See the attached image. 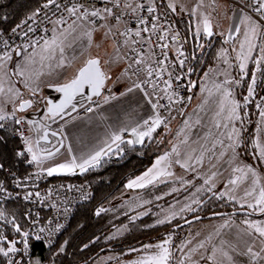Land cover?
Masks as SVG:
<instances>
[{
  "label": "rangeland",
  "instance_id": "1",
  "mask_svg": "<svg viewBox=\"0 0 264 264\" xmlns=\"http://www.w3.org/2000/svg\"><path fill=\"white\" fill-rule=\"evenodd\" d=\"M166 1L173 6H177L180 10L179 13L182 11L184 14H187L189 11L187 1L193 2L195 0ZM156 3V6H159L157 1ZM171 14H173V17L177 21L179 20V23L180 21L186 20V17H188L178 16L173 12ZM212 24L217 36H213L211 38L222 39L224 47L219 50L214 65L200 79L201 81L199 83L198 90L194 94L192 109L176 127L178 132L177 134L180 138L185 137L187 139L189 136H192L205 139L199 149L201 150L200 154L203 156L202 162L196 163V165L189 169V174H191L194 179L189 180L187 183L170 186L167 190L152 191L145 195L125 197L122 207L124 209V216H126L128 221L119 226L120 229L117 227L115 230L110 231L107 239H110L111 237L115 238L111 234H116V236L121 235V232L124 230L127 231L130 225L145 217L155 218L157 221L165 220L163 225H172V228L176 230L175 228L177 226L191 218L207 216L204 211H206L207 207L210 205H212V209L216 210L220 208L219 206L224 207L223 209L229 207L232 209V207H235L236 210L243 209L251 213L259 214L258 211H254L252 208L248 207V203H255L253 197H245V191H250L252 188L251 180L253 178L251 173L248 174L244 181H238L237 185H231L228 181L236 179L238 176L242 175V173L234 172V168L242 167L246 170L247 167H251L256 172V178L259 179L260 185H264V159L260 157V149L264 148V119L261 118L258 113L251 136V155H253V162L247 161L241 152V135L243 130L242 109L249 105V103L253 100L256 105L259 104V100L256 98L259 93L258 86L261 80V74L260 71L257 72L255 64L252 60H250L248 62V67L251 66L252 73L256 74V90L253 96L249 98L248 103H245L244 99L243 103H240L237 96H239L241 89H244V96L247 95V87L251 83V78L246 87L243 88L242 80L246 77V75L241 73L239 69L240 61L236 59L237 53L239 52V43H237L236 38L233 36L235 26H231L228 33V24H225L222 16H214ZM76 25L77 28L75 32L71 31V29L67 27L64 30L56 31L54 33L53 38H59L57 41L58 44L60 41H63L62 46L64 51L62 54L57 47L55 52L51 53V58H48L50 56V52L45 51V45H43L30 55H22L18 58L12 57V60L0 61V64H3V68H0V76H3L4 78L3 87L5 89L4 93H0V109H2L3 113L8 117L6 121H11L13 127L16 118H13V113L17 111L20 97L27 99L34 91L40 95L41 91L46 90L45 87L61 81L63 77L74 74L75 70L80 65L83 66L89 59H99L101 63L113 61L115 48L110 43L103 29L94 28L91 26L89 21L85 20L77 22ZM85 31H92L93 33V42L91 45L89 44L87 38L83 36V32ZM60 33H64V35L61 36ZM225 33H228L226 40L222 37ZM229 36H231L232 39H229ZM195 37L197 38V43H199L200 48L205 46V44H207L211 39L202 35H195ZM199 37L202 38L200 39ZM260 44L261 41L259 45ZM222 50H224L225 55H221ZM259 55L260 53L257 49L253 56L259 58ZM42 57H44V59H42ZM61 59L64 60V64L63 66H58ZM225 59H227V63L224 62ZM231 60H234V63ZM233 66H236L237 68H233ZM21 69H23L24 75L19 74ZM247 69L245 70L246 72ZM5 72L7 73V76H4ZM225 81H231V83H225ZM236 81H240V83L237 84ZM217 85H220L219 89L216 87ZM8 88H12L13 92L18 90L20 95L13 96V93H9L7 91ZM224 89H228L232 93L229 99H235L241 105V107L237 110L239 116L241 117L240 120L227 119L228 101L224 98ZM9 97H12V99L9 100ZM222 102L225 106L224 111L221 110ZM256 105L255 109L258 111L259 108H257ZM175 121L171 122L168 126L175 123ZM217 125H219V127ZM225 125H227V127H225ZM233 128H235L239 133V143L235 149V153L229 147V144H231L232 141L228 139V135L232 132ZM233 138L237 139L235 134H233ZM257 145H259V147ZM221 153H224V155L221 156ZM212 173H216L217 175L212 177ZM210 177L211 179L209 180V183L205 184L204 181ZM196 180H199L198 182H200V185H198ZM213 184L215 187H212ZM198 188L200 189L199 192H197ZM209 189L211 190L209 191ZM220 193H227V195H224L222 198H218ZM207 195L210 199L205 197ZM233 196H235V199L231 198ZM193 201H199V203H193ZM219 202L221 205H219ZM186 206H190L193 210H187ZM182 208L185 210L181 211ZM101 209H103V211H100ZM101 209L97 211L99 214L105 212L106 210L110 211V207ZM235 209L232 210L234 211ZM172 213H176V215L173 217ZM133 217H135V219H133ZM261 218V221H264V217ZM157 221L155 223L156 225H162L158 224ZM202 223L204 222L199 221L188 225V228L184 232L186 234V238L176 249L174 264H180L181 260H184L185 264H197L195 262V251H193V249H195L196 231ZM168 237H171L172 241L173 235H166L165 238ZM22 239L23 238L21 237L13 239L21 241V243L17 245L21 249H23ZM71 243L72 239L70 238L63 241L58 249H54V254L52 256L60 257V255L63 254L67 255V250L71 252L69 250V247H72ZM61 248H63V251L60 250ZM179 249L182 254L185 253V255L178 256L180 251ZM191 253L192 255L190 260L188 256ZM24 257L27 260L28 254ZM95 260L89 261L87 264H95ZM31 261L29 260V263ZM32 264L40 263L33 260ZM49 264L58 263L51 262Z\"/></svg>",
  "mask_w": 264,
  "mask_h": 264
},
{
  "label": "built area",
  "instance_id": "2",
  "mask_svg": "<svg viewBox=\"0 0 264 264\" xmlns=\"http://www.w3.org/2000/svg\"><path fill=\"white\" fill-rule=\"evenodd\" d=\"M216 1L226 3L234 10L244 15L252 16L254 20L264 25V21L260 19L259 14L253 10V7L247 6L248 0ZM46 2L47 0L43 1L34 13L23 18L10 30L0 31V56L8 52L12 57L16 58L15 53L17 51H20L21 56L30 55L45 45V41H50L56 31L66 29L74 20L76 23L82 21L77 20L76 16L68 13L65 7L83 5L84 7L80 9L77 15H81L85 8L89 11L99 9L102 15L105 7L112 8L115 16L120 18L118 24L114 17H108L106 20L90 17L89 21H95V23L90 24L94 28L103 29L105 32L111 28V33L107 37L114 48L121 53L128 78L133 86L136 83H140L141 88L139 90L143 89V91L141 90L142 92L148 93L147 97L151 104L157 105L154 109L153 118L159 113L163 121L156 128L157 131L167 127L187 108L193 89V82L190 77L191 71H188L190 69V55L177 20L170 12L159 9L154 0H119V7L114 6L115 0H57L60 5L59 8L52 5L44 8L43 5ZM126 4L131 5V7H125ZM138 4H142L143 7L133 12L132 8H135ZM150 6H154L156 9L151 15L147 12V8ZM37 10H39V14L34 15ZM29 17L33 18L29 19ZM141 17L146 19L148 23L141 24ZM57 19H62L63 22L55 24L54 22ZM153 24L156 25L155 31L152 28ZM18 25L19 27H17ZM101 25H105V27H101ZM144 28H147L148 31H142ZM13 29H16L15 32L12 31ZM136 31H141L140 37L134 35ZM165 31L167 35H165ZM124 32H129V35H121ZM177 34V39L173 40L172 37ZM162 36L164 37L163 39L160 38ZM125 40H129V44H125ZM131 40H136L138 43L131 44ZM149 40L151 41L150 43L148 42ZM263 43L264 36L261 37L262 46ZM165 44L168 45L167 48L164 47ZM132 48L137 49L154 69L161 72L160 77H157L155 72L151 77H148L146 73L135 72L137 67L143 66L133 63L135 59L140 57L131 50ZM177 49L184 52V56H179ZM181 59L185 60L183 66L179 64ZM160 60L164 61L162 65L155 63V61ZM129 64L132 65L131 68H129ZM146 79L149 83H143ZM165 80L170 81L172 84V87L168 89V94L172 95L171 101L166 98L167 94L161 91L165 87ZM153 84H155V88ZM111 95V90L104 88L100 98H93L89 102L83 101L74 113L79 111L81 115L89 114L97 109L101 101L104 100L103 97L107 96L110 99ZM259 104L264 107V93ZM89 107L93 111H87ZM259 113L260 108L258 109ZM19 118L22 117L17 116L15 120ZM31 135V128L26 119L23 118L19 125L14 122L12 136L20 144V147L16 149V154L19 159L25 160L24 165L28 170L25 172H21L18 169L11 171L8 173L7 181L0 182V213H3V218H0V222L3 223L5 220L4 211L7 204L21 205L23 207L22 218L25 225L22 231L30 233V242L50 248L59 241L60 237L69 228L77 209L90 202L93 197V190L87 181L78 179L87 172L84 174L80 170H76L73 176L58 177L49 176L47 170L35 167L31 154L27 152V144L25 143V139L29 141ZM122 137L127 138L128 133H124ZM29 193L32 195L28 196ZM36 193L40 195L36 196ZM26 196H28L27 199L25 198ZM41 228L45 230L43 233L40 232ZM12 229L15 232L13 226ZM57 229L59 230L57 231ZM36 235H40L42 239L36 240ZM18 237L20 238L21 236L18 234ZM4 260L7 262L8 257H4Z\"/></svg>",
  "mask_w": 264,
  "mask_h": 264
},
{
  "label": "trees",
  "instance_id": "3",
  "mask_svg": "<svg viewBox=\"0 0 264 264\" xmlns=\"http://www.w3.org/2000/svg\"><path fill=\"white\" fill-rule=\"evenodd\" d=\"M43 1L45 0H0V31H8L13 28L23 18L34 13ZM177 23L186 40L190 55V69L192 70L190 77L192 82L197 84L198 79L214 65L218 52L224 47V44L220 38H211L205 46L200 48L194 35L191 20L187 18L184 21H180V23L178 20ZM199 38L201 39L202 37ZM247 73L248 75L242 81L243 88L246 87L251 78V66L248 68ZM260 74L259 93L256 98L259 101L264 93V66L261 67ZM244 93V89H241L237 97L240 103H243ZM255 105L256 103L253 100L242 109L241 152L243 157L250 162H253L251 136L258 113ZM181 118L180 115L175 119L176 122ZM2 124L3 127H0V166H2L0 167V182L7 181L8 173L11 171L18 169L21 172H25L28 170L24 165L25 160L17 157L16 149L20 147V144L12 136L14 128L12 122L5 121ZM173 133V128L168 126L158 130L141 146L122 143L105 155L97 169L89 170L81 178H78L87 181L91 185L93 197L89 203L77 209L69 228L60 237L58 243L51 248H45L40 244L30 242L27 260L25 257L20 259L19 255L14 256L13 259L17 260L19 264H32L33 260L40 264H49L51 262L58 264H87L104 253L115 252L121 254L144 244L164 239L166 235H173L170 247L173 253L172 264H174L176 249L186 238L184 232L188 226L174 230L172 225H156L157 220L155 218L145 217L130 225L124 234L107 239L110 231L128 221L126 216H124L122 207L123 201H125L124 184L129 179L143 173L156 157L169 150L173 140ZM186 179L188 180L189 178ZM198 181L196 180V182ZM173 185L175 184L162 183L155 185L141 191L139 195H145L152 191L167 190ZM198 185H200V182H198ZM205 197L209 198L208 195ZM109 207L110 211L106 210L99 215L96 214L99 209ZM208 207L204 211L205 215L229 213L233 211L232 209H235V207L223 209L224 207L219 206L220 208L216 210L212 209V205ZM22 215L23 207L21 205L7 204L4 211L5 220L3 223L0 222V230L8 237V240L18 238V234L13 231V225L9 221L15 220L21 228H24ZM226 216L232 218L242 217L241 215ZM250 217L261 218L264 217V214H251ZM69 238L72 239V247H69L71 252L67 250V255L63 254L60 257H53L54 249H58L60 244ZM29 260L32 261L29 263ZM0 264H7L2 255H0Z\"/></svg>",
  "mask_w": 264,
  "mask_h": 264
},
{
  "label": "crops",
  "instance_id": "4",
  "mask_svg": "<svg viewBox=\"0 0 264 264\" xmlns=\"http://www.w3.org/2000/svg\"><path fill=\"white\" fill-rule=\"evenodd\" d=\"M156 1L159 5L157 7L161 10H171L173 13H175V15L177 14L178 16H188L186 18H189L192 22L194 35H196V28L201 23L203 16H208L211 23L214 16H222L225 24H228V33L231 26H235V29L238 27H244L240 24V20L246 15L234 10V8L230 7L229 5L223 2H219L216 0H195L193 2L187 1L189 11L187 14H184L182 11L179 13L180 10L175 5V11H173L172 8H169V3L166 0H154V3L157 5ZM194 8L196 9L195 15H193L192 13V10ZM213 33V36H217L214 27ZM228 33H225L222 36L223 38H225V40L227 38ZM200 35L205 36L206 38L213 37H208L204 35L202 31ZM233 36L234 38H236L237 43H240V40L243 39L242 35L240 33H237L236 31L234 32ZM260 41L261 38L257 40L258 45ZM255 52L253 53V55L255 54ZM121 57L122 56L119 50L114 49L113 61H110L108 63H101L102 70L105 71L110 77V79L107 80L105 87L111 90L112 92L110 99L107 102L102 100L95 111L85 115L79 114L78 111L77 113H74L69 117L65 118L59 125L53 128V130L61 134L63 146L59 151L54 153L52 156H42L41 154H48L49 152L55 150L59 146V142L51 138V144L49 146L43 145L41 146L40 151H37L34 146L31 135L29 143L32 144L33 150L37 152V154L41 158L39 163L32 161L35 167L47 170L49 167H56L61 163L70 162L73 157L76 158L77 163H81L83 159L88 158L90 155H94L95 152L99 151L101 148H104L106 150V153L108 154L122 143L129 144L128 141H135L136 137L132 134L133 127L137 128L139 131H147L153 119L154 109L152 107V104L149 102V98L145 95V93L135 88L128 76L124 74L125 67ZM81 66L82 65H80L75 70L74 74L63 77L61 81L55 82L51 84V86H59L69 82L76 76L77 71ZM235 67L236 66H233V68ZM204 74L198 79L197 84L193 82L195 86L192 90L193 92L191 95V102L186 108L187 110H185V112L181 116L182 118L178 122L175 121V123H172L170 125L173 128L174 133L169 150L156 157L153 163L143 173L139 174L138 176L132 179H129L124 184L125 197L139 196V193L145 190L146 188L162 183L182 184L187 183L191 179H194L191 174H189V169L196 165L197 159L200 158L201 150L199 149L204 143L205 139H200L198 137L192 136H189L187 139L185 137L180 138V136H178L177 134L178 132L176 127L179 123L182 122L187 113L192 109L194 94L198 90V86L201 81L200 79L204 76ZM129 88H132L133 90L129 92ZM38 94L39 93L34 91L32 94H30V97H28L27 99H23V97H20L18 105L22 100H30L33 102V105L38 106L43 102V96L41 94ZM17 116H20L19 106L17 108V111L14 113L13 118ZM145 120L149 121L148 125L144 124ZM4 121H6V119ZM4 121H0V124ZM156 132L157 129L151 134V137ZM124 133H128L127 138L122 137ZM114 134L119 135L121 137V141H117L113 144L112 136ZM151 137H145L143 143ZM143 143L133 142L129 145L141 146ZM109 144H111V151H107V146ZM174 147L179 152V156L176 154V152H173ZM69 149H71V151H69ZM104 156L105 155H102L99 164L88 168L87 171H84L82 173L85 174L89 170L97 169L101 164L102 158ZM162 156H167L168 159L164 161L159 167L167 172H171V176H161L158 179L154 180L151 184H147L145 181L144 187H128V184L131 181H136L138 178L143 177L145 173L149 172L150 169H153V166L156 164V161ZM189 157L192 158L189 159ZM177 160L180 161V164L176 163ZM181 164H186L187 166L181 167ZM74 174L75 172L72 174L58 173L53 175L58 177H68L73 176ZM186 178L189 179L187 180ZM250 215H241L242 217L239 218L224 216L221 218L203 221L204 223L199 226L195 236V262L197 264H216L217 260L224 259V264H250L249 256L243 255L242 253L246 251L247 245H252L254 250H258L259 238H255L254 242L253 237H250L246 234L245 229L247 228V225L243 222L245 220L261 221L262 219L252 218L250 217ZM225 224H227L228 226L222 227ZM118 229H120V227ZM125 231L126 230L121 233L124 234ZM111 235H113V237H117L116 234ZM209 237H211V239H209ZM163 240L156 241L153 243H147L144 245H155L157 243H161ZM245 242H247V245ZM201 243L204 244L203 248L199 247ZM144 245L136 248L137 251L130 250L121 254L115 252L104 253L99 258H97L94 263L132 264L133 261L137 260L140 256L146 254V251L144 250ZM213 249H223L224 251L228 252V254L232 257V260L229 261L225 258H222L219 251H217L215 260L210 259L213 254ZM180 255H185V253L182 254L180 250L178 256ZM191 255L192 253L189 254L188 258L191 257ZM259 264H264V261H259Z\"/></svg>",
  "mask_w": 264,
  "mask_h": 264
},
{
  "label": "snow or ice",
  "instance_id": "5",
  "mask_svg": "<svg viewBox=\"0 0 264 264\" xmlns=\"http://www.w3.org/2000/svg\"><path fill=\"white\" fill-rule=\"evenodd\" d=\"M50 5L55 6L56 8H59L60 5L57 3V0H47V2L43 5L44 8H48ZM115 7H119V0H115L114 3ZM247 6L249 7H253V10L259 14L260 19L262 21H264V0H248V4ZM83 5H73L72 7H65V10L70 13L72 16H76L77 20H85V21H89L90 17L93 18H99L101 20H106L108 17H114L116 20V23L118 24L120 22V18L119 16H115V14L113 13L112 8H108L105 7L103 9V15L101 13V10L99 9H94L92 11H89L88 9H84L83 13L81 15H77V13L80 12V9L83 8ZM125 7H131V5L126 4ZM143 5L142 4H138L135 8H132L133 12H136L137 9L142 8ZM169 8H172L173 11H175V8L172 4L168 5ZM155 7L154 6H150L147 8V12L149 15H151L152 13L155 12ZM193 15L196 14V9L194 8L192 10ZM39 14V10H37V12L34 15H38ZM33 17H29V19H32ZM62 19H57L54 23L55 24H60L62 23ZM90 23H95L94 20L89 21ZM140 23L141 24H146L148 23V21L144 18H140ZM240 24L243 25V28H236L235 31L237 33H240L243 37V39L240 41L239 43V52L237 53L236 59L238 61H240L239 63V69L241 71V73H243L244 75H248V73L245 71L248 67V62L249 60H252L253 63L256 66V70L257 72L260 71L261 67L264 66V46L258 45L257 44V40L260 39L262 36H264V25H262L260 22H257L256 20L253 19L252 16L246 15L243 18H241L240 20ZM19 27V25L17 26ZM101 27H105V25H101ZM77 28L76 25V21L74 20L72 22L71 25H69V29H71V31L75 32ZM153 30H156V25L153 24L152 25ZM16 29H13L12 31L15 32ZM130 31V30H129ZM142 31L147 32L148 29L144 28L142 29ZM201 31L203 32L204 35L211 37L213 36V25L210 22L208 16H203L201 23L197 26L196 28V35L199 36ZM111 33V28L108 29L107 32H105V35H109ZM61 36L64 35V33H60ZM92 31H85L83 32V36H85L89 42V44L91 45L92 41ZM121 35H125L128 36L129 32H124L121 33ZM134 35L136 37H140L141 36V31H136L134 33ZM165 35H167V32L165 31ZM177 35H174L172 37L173 40L177 39ZM161 39H163L164 37H160ZM58 37H54L51 41H45V51H49L50 52V56L48 58H51V53H54L56 48H59V51L61 52V54L64 51V48L62 46L63 41H60V43L58 44ZM229 39H232L231 36H229ZM149 43L151 42L150 40L148 41ZM6 43V42H5ZM125 44H129V40H125L124 42ZM138 43V41L136 40H131V44H136ZM165 48L168 47L167 44L164 45ZM202 47V46H201ZM259 51L260 55L259 58H256L253 56V53L255 51ZM133 52H135L137 54V56H139L140 58L135 59L133 61L134 64L136 65H142L143 67H137L135 69L136 73H146V75L148 77H151L153 75V73L155 72V75L157 77H160L161 72L154 69L150 63H148L140 54V52L135 49L132 48L131 49ZM235 51V49H234ZM177 52L179 54V56H184V52L180 51L179 49H177ZM17 55H20V53H17ZM221 55H225L224 50L221 51ZM42 59H44V57H42ZM122 59V57H121ZM149 59H151L149 57ZM4 60H12V56L8 53L5 52L4 55L0 56V61H4ZM225 63H227V59H225L224 61ZM155 63L158 64H163L164 61L160 60V61H155ZM64 64V60L61 59L59 61L58 66H63ZM179 64L181 66H183L185 64V60L181 59L179 60ZM132 65L129 64V68H131ZM0 68H3V64H0ZM188 71H192L191 69H188ZM20 75H24V71L23 69H21L19 71ZM125 75H127V69L125 70ZM169 75H171V73H169ZM4 76H7V73H4ZM30 78V77H29ZM179 78V77H177ZM110 79V77L108 76V74L102 70L101 68V62L99 59H89L87 60L86 64L84 67L79 69L78 74L71 79L69 82L59 85L56 87V91L57 92H61L64 94V98L60 101L59 104H53L51 101H48V113L51 114L52 116H58L61 115V113L64 112V110L71 105L72 106V110L75 111L76 110V106L75 104H73V100L75 99V97L77 95L83 94L85 91V88H89L91 89V95L87 96V99L89 101L92 100L93 96H101V90L105 87V81ZM3 83H4V78L3 76H0V93H4L5 89L3 87ZM143 83H149V81L146 79L143 81ZM225 83H231V81H225ZM237 84L240 83V81H236ZM165 87L163 89H161V91H163L164 93L167 94L166 98L171 101L172 100V95L168 94V89H170L172 87V84L170 81L165 80L164 81ZM256 85H257V79H256V74L252 73L251 75V83L248 85L247 87V95H245L243 97L244 102L248 103L249 102V98L253 96L255 90H256ZM135 88L140 89L141 88V84L140 83H136L134 85ZM153 87L155 88V84H153ZM218 89L220 88V85L216 86ZM132 88H129L128 91H132ZM143 91V89H141ZM9 93H13V96H19L20 93L19 91H15L13 92L12 88H8L7 90ZM145 95L147 96L148 93L145 92ZM224 98L226 101H228V105H227V119L229 120H240L241 117L238 114V109L241 107V105L235 100V99H229V97H231L232 93L228 90V89H224ZM164 98V97H162ZM12 97H9V100H11ZM104 101L107 102L109 100V97L105 96L103 97ZM151 103V101H149ZM33 102L30 100H22L19 103V111L20 112H24L25 109L27 108H31L32 107ZM153 109H155L157 107L156 104H152ZM257 108H260V113L259 115L264 118V107H261L260 104L256 105ZM221 110L224 111L225 110V106L224 103L222 102L221 104ZM87 111H93L92 108H88ZM14 115V113H13ZM8 117L6 116V114L3 113V110L0 109V121H4L5 119H7ZM23 118H19L15 120V123L17 125L21 124ZM36 123L35 121H31L29 120V124H34ZM163 123L159 113H157V115L155 116V118L152 119L151 125L148 127L147 131H139L137 128L133 127L132 128V134L133 136L136 137L135 141H128L129 144L135 142V143H143L144 138L145 137H151V134L153 132L156 131V128ZM145 125L149 124L148 120L144 121ZM219 127V125H217ZM0 127H3V124H0ZM225 127H227V125H225ZM233 134L236 135L237 139L233 138ZM53 136L56 135L55 132L52 133ZM238 136L239 133L238 131L233 128L232 132L229 133L228 135V139L230 141H232L231 144H229V147L232 149V151L235 153V149L238 146ZM42 139H47V132L45 131L43 137H41ZM117 141H121V137L119 135L114 134L112 136V143H116ZM25 143L28 145L27 147V152L31 153V159L32 161L35 162H40L41 158L40 156L37 154V152H35L33 150V146L31 143H29V141L27 139H25ZM37 144H39V141L36 142ZM259 147V145H257ZM58 151V149H57ZM69 151H71V149H69ZM107 151H111V144H109L107 146ZM173 152H176V154L179 156V152L177 151V149L174 147L173 148ZM106 150L104 148H101L99 151L95 152L94 155H90L88 158L83 159L81 163H77L76 162V158L73 157V159L70 162L67 163H61L56 167H49L47 169V174L49 176H52L53 174H58V173H65V174H72L75 172L76 169H79L81 172L87 171L88 168L95 166L96 164H99L100 159L102 157V155H106ZM49 156H52L53 153L49 152L48 153ZM224 153H221V156H223ZM260 157L262 159H264V148L260 149ZM192 157H189V159H191ZM168 159L167 156H162L160 157V159H158L156 161V164L153 166V169H150L149 172L145 173L143 177L138 178L136 181H131L128 184L129 188L132 187H144L145 186V181L147 184H151L153 183L154 180L158 179L161 176H171L172 173L171 172H167L164 169L160 168L159 166ZM203 159V156L201 155L200 158L197 159V163H201ZM176 163L180 164V161L177 160ZM186 164H181V167H186ZM2 167V166H0ZM234 172H239L242 173L241 176H238L236 179H232L229 180L228 183L231 185H237L238 181H244L248 174L251 173L252 176V180H251V184H252V188L251 190H246L245 191V197H253L255 203H248V207L252 208L254 211H258L261 214H264V185H260V181L258 178H256L257 174L256 172L251 168V167H247V169L245 170V168L242 167H236L233 169ZM217 174L216 173H212V177H215ZM211 179V177L209 179H206L204 181L205 184L209 183V180ZM212 187H215V185L213 184ZM211 189H209L210 191ZM200 189H197V192H199ZM32 194L29 193L28 196H31ZM39 193H36V196H39ZM224 195H227V193H220L218 198H222ZM28 196H26L25 198L27 199ZM159 198V197H158ZM232 199H235V196L231 197ZM193 203H199V201H193ZM187 210L192 211L193 209L190 206H186ZM185 209H181V211H184ZM100 211H103V209H101ZM97 215H99V212H97ZM176 215V213H172V216L174 217ZM0 218H3V213H0ZM133 219H135V217H133ZM197 219H199V217H197ZM9 223H11L14 227V230L16 233H18L23 239H22V243H23V249L19 248L17 245L19 243H21V241H17V240H8V237L5 236L3 234V231L0 230V255H2L3 257H8V261L7 264H19V262L17 260L13 259V256L19 255L20 259H23V257L27 254L29 248H30V241H29V237H30V233L28 231H22L21 226L15 222V220L13 221H9ZM158 224H164L165 220H158L157 221ZM244 224L247 225V228L245 229V232L248 236L253 237V240L255 242V238H259V248L258 250H254L252 245H247L246 243V251H244L242 254L243 255H247L250 258V264H259V261H264V221H249V220H245L243 222ZM228 225L225 224L222 227H227ZM59 229H57L58 231ZM45 230L43 228L40 229V232L43 233ZM219 231V230H217ZM36 240H41L42 237L40 235H36L35 236ZM209 239H211V237H209ZM171 237L165 238L161 243H157L155 245H144V250L146 251V255H142L140 256L137 260L133 261L132 264H172V259H173V253L171 250ZM200 248L204 247V244L201 243L199 245ZM61 251H63V248L60 249ZM132 251H137V249H132ZM193 251H195V249H193ZM217 251L220 252V255L222 258H225L229 261L232 260V257L228 254V252L224 251L223 249H213V254L212 257H210V259H216V254ZM191 257H189L190 259ZM180 264H185L184 260L180 261ZM216 264H224V259H220L216 261Z\"/></svg>",
  "mask_w": 264,
  "mask_h": 264
},
{
  "label": "water",
  "instance_id": "6",
  "mask_svg": "<svg viewBox=\"0 0 264 264\" xmlns=\"http://www.w3.org/2000/svg\"><path fill=\"white\" fill-rule=\"evenodd\" d=\"M17 53H20V51H17L15 53L16 58L21 56L17 55ZM87 62V61H86ZM86 64V63H85ZM85 64L82 66L84 67ZM81 67V68H82ZM80 69V68H79ZM79 70L77 71L78 74ZM76 74V75H77ZM106 82L105 81V87H106ZM195 84L192 83V87H194ZM57 86H47L45 87V91H41V95L43 96V102L41 104H39L38 106H35L32 104L31 108H27L25 109L24 112H20V116L24 119H26L29 123V120L31 121H35L36 123L34 124H29L30 128H31V133H32V139H33V143L34 146L36 148L37 151H40L41 146L45 145V146H49L51 144V138L57 140L59 142V146L53 150L51 153H56L57 149L58 151L61 149V147L63 146V142L61 140V134L55 130H53V128L57 125H59L65 118L69 117L70 115H72L74 112H76L78 110V106L80 103H82L83 101H87L89 102V100L87 99V96L91 95V89L89 88H85V91L83 94L77 95L75 97V99L73 100V104H75L76 106V110L73 111L72 110V106L69 105L63 113H61V115L58 116H52L51 114L48 113L47 109H48V101H51L53 104H59L60 101L64 98V94L61 92H57L56 89ZM104 87V88H105ZM103 88V89H104ZM103 89L101 90V95L103 92ZM101 96H93L92 99H98ZM191 102V96L188 100V105L189 106ZM186 110V109H185ZM185 110L182 112L181 116L183 115V113L185 112ZM45 131L47 132V139H42L41 137H43ZM55 132L56 135L53 136L52 133ZM39 141V144H37L36 142ZM42 156H49L48 154H41ZM251 213L247 210H234L232 212L229 213H215V214H210L204 217H199V219H197V217L191 218L189 220H187L186 222L180 224L179 226H177L175 229L181 228V227H186L190 224L199 222V221H205V220H209V219H216V218H221L224 217L226 215H233V216H238V215H250Z\"/></svg>",
  "mask_w": 264,
  "mask_h": 264
}]
</instances>
